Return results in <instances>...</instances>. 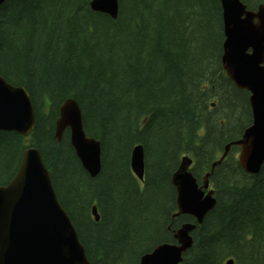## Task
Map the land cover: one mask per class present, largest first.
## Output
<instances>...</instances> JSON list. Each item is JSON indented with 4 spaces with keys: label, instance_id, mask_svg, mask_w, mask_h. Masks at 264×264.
<instances>
[{
    "label": "trees",
    "instance_id": "1",
    "mask_svg": "<svg viewBox=\"0 0 264 264\" xmlns=\"http://www.w3.org/2000/svg\"><path fill=\"white\" fill-rule=\"evenodd\" d=\"M256 10L264 0H242ZM91 0H7L0 6V75L29 93L35 127L0 133V185L27 146L40 150L57 197L92 264H139L195 220L177 211L172 175L183 156L199 181L252 123L249 93L223 68L220 0H119L116 20ZM78 102L101 144L92 178L70 143L55 138L60 107ZM145 151V181L131 169ZM232 148L210 177L216 207L193 233L183 264H264V164L246 173ZM96 206L100 221H95Z\"/></svg>",
    "mask_w": 264,
    "mask_h": 264
},
{
    "label": "water",
    "instance_id": "2",
    "mask_svg": "<svg viewBox=\"0 0 264 264\" xmlns=\"http://www.w3.org/2000/svg\"><path fill=\"white\" fill-rule=\"evenodd\" d=\"M7 0H0V6ZM225 41L222 64L228 77L250 93L252 124L243 136L225 147L223 156L213 163L203 184L193 174V160L184 156L172 175L176 189L177 212L174 221L190 216L196 223H183L174 230V243H162L141 256L139 264H183L184 254L194 244L193 233L217 200L210 190L209 178L227 158L233 146L240 148L239 164L251 175L264 164V3L249 10L242 0H220ZM94 12L116 20L119 0H91ZM35 127V112L29 93L0 75V133L29 137ZM69 130L70 143L82 167L95 178L102 167L101 144L87 136L82 110L74 99L60 107L55 138L60 142ZM131 169L140 181L145 178V151L134 147ZM95 221H100L96 206ZM0 264H92L70 216L58 200L51 174L40 150H24L20 166L7 185H0ZM101 264V263H98ZM227 264H234L232 259Z\"/></svg>",
    "mask_w": 264,
    "mask_h": 264
},
{
    "label": "rangeland",
    "instance_id": "3",
    "mask_svg": "<svg viewBox=\"0 0 264 264\" xmlns=\"http://www.w3.org/2000/svg\"><path fill=\"white\" fill-rule=\"evenodd\" d=\"M250 105V104H249ZM246 130V129H245ZM230 144V143H229ZM235 147H237V146H233L232 148H235ZM231 148V149H232ZM224 153V152H223ZM230 155V153L228 154V156ZM238 155H239V150L236 152V157L238 158ZM223 156V154L216 160V161H218L221 157ZM228 156H227V158H228ZM226 158V159H227Z\"/></svg>",
    "mask_w": 264,
    "mask_h": 264
}]
</instances>
